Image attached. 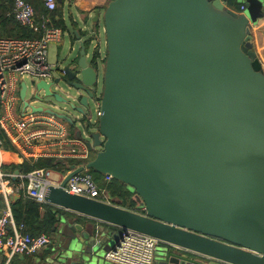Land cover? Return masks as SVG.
I'll list each match as a JSON object with an SVG mask.
<instances>
[{"label": "water", "instance_id": "water-1", "mask_svg": "<svg viewBox=\"0 0 264 264\" xmlns=\"http://www.w3.org/2000/svg\"><path fill=\"white\" fill-rule=\"evenodd\" d=\"M94 16L78 55L68 52L50 81L35 84L48 107L30 103L25 82L20 98L80 137L87 131L94 153L50 185L47 203L117 232L65 226L66 245L45 264H100L127 230L176 247L158 264H264V63L253 42L264 0H246L243 12L228 0H112L103 25L99 9ZM103 33L99 94L101 67L89 47L101 54ZM85 169L125 184L137 210L64 189Z\"/></svg>", "mask_w": 264, "mask_h": 264}, {"label": "built area", "instance_id": "built-area-1", "mask_svg": "<svg viewBox=\"0 0 264 264\" xmlns=\"http://www.w3.org/2000/svg\"><path fill=\"white\" fill-rule=\"evenodd\" d=\"M45 12L38 13L30 0H15L8 15L22 26L33 30L36 37L0 36V128L16 148L32 155L34 159L49 157L54 160H77L80 163H65V171L51 168H35L28 172L4 170L5 155L0 141V192L4 195L7 207L0 216V259L7 251L4 264H12L17 254H36L51 241L43 233L32 235L23 223H16L10 206L11 195L23 192L38 203H47L46 195L50 185H59L72 166H86L92 158V151L86 143L87 131L83 136L72 135L66 121L46 112H33L24 108L20 98L22 82L35 84L40 80L50 81L56 65L49 62V46L61 41L64 30L54 24L52 12L57 9L58 0H42ZM246 8V0H241L238 12ZM26 96V98H27ZM28 99V98H27ZM30 103L34 104L33 101ZM100 115V106L95 110ZM97 120L91 118L90 125ZM91 127V126H90ZM92 128V127H91ZM39 148L37 152L35 149ZM60 171V172H59ZM110 181L112 178L106 176ZM64 189L71 193L87 196L100 201L114 203L108 189L97 182L88 169L73 175ZM162 241L134 230H127L118 244L108 250L104 257L116 264H157V253ZM170 247L176 248L168 244ZM165 249V248H164Z\"/></svg>", "mask_w": 264, "mask_h": 264}, {"label": "crops", "instance_id": "crops-1", "mask_svg": "<svg viewBox=\"0 0 264 264\" xmlns=\"http://www.w3.org/2000/svg\"><path fill=\"white\" fill-rule=\"evenodd\" d=\"M110 1L112 0H58V6L56 12L60 17V20L62 21V25H63L62 29L64 30L63 37L61 41H59L60 43H58V48L62 47V44L64 43L63 39L65 36L67 38V42L65 43L66 45L63 47V49H61L60 51H58L57 49L52 51V56L54 57L56 56L57 61L54 63H51L49 61L51 64L57 65L59 61L62 60L67 55L68 52L71 53L70 58L76 57V55H78L80 49V39H84L83 34L85 33L86 29L97 26V23L92 22V19L95 17L94 10L95 9L100 10L99 23H101L104 9L107 7ZM240 7H241V3H240ZM76 30L79 31L81 38H79L78 35L76 34L75 32ZM253 42L255 44L257 53L259 54L261 60L264 63V17L260 18L257 24H254L253 26ZM101 51L105 55V51L102 50V48ZM68 126L70 133L72 135H77L78 128L73 127L71 125ZM90 126L92 127V125ZM17 149L21 153V155H23L25 158L34 159L32 155H28L24 153L21 150V148H17ZM38 150L39 148H36L35 152H37ZM4 155H5V162L3 168L5 171L16 172L19 170L23 172L20 168L16 169L15 171L9 170V168H7L10 164L18 163L14 153L6 152L4 150ZM70 161L72 160L67 161V160H62L60 158L57 159V163L70 162ZM23 196L27 197L23 192L13 193L10 199V206L14 201L19 200ZM6 207H7V202L4 198V195L0 192V216L4 213ZM75 223L81 224L85 231H89L94 234L97 233L98 235L101 234L102 232H107L110 233L111 235L117 232V227L99 221L97 219H93L74 212H72L71 214L64 213L61 214L59 217V222L56 225V230L53 231L51 234H49L51 241L47 247L43 248L41 251H39L36 254L14 255L12 257L11 263L12 264H45V262L51 256H53L56 250L63 249L64 246L66 245L67 235H63L61 231L66 232L67 229L65 228V226L69 227L70 224H75ZM77 234H80V232L77 231ZM162 252L164 251L162 250L158 251L157 260H156L157 262L159 261L160 256H162ZM105 253L101 257L100 264H116L107 261L104 257ZM189 255L193 256V254L191 253H189ZM6 259H7V251H4L0 259V264H4Z\"/></svg>", "mask_w": 264, "mask_h": 264}, {"label": "trees", "instance_id": "trees-1", "mask_svg": "<svg viewBox=\"0 0 264 264\" xmlns=\"http://www.w3.org/2000/svg\"><path fill=\"white\" fill-rule=\"evenodd\" d=\"M15 0H0V9L2 18L1 22L3 28L5 29L7 25H11V28L7 30V34L4 37H36L38 36L33 30H30L20 23H18L13 16L8 15L10 13ZM38 13L45 12L46 8L43 4L42 0H30ZM229 6L239 10L240 3H236V0H228ZM57 10L52 12V16L54 17V24L58 27L62 28V21ZM3 36V35H0ZM98 54V53H97ZM96 54V55H97ZM97 58V56L95 57ZM0 141H2V147L6 152L14 153L17 164H10L7 168L9 170L15 171L20 168L23 172L31 171L35 168H51L57 169L58 164L57 160H54L49 157H39L38 159H27L18 151V149L14 146L11 140L3 133L0 128ZM71 163L78 164L80 161L72 160ZM59 169V168H58ZM93 170H89L92 174ZM99 177L97 181H99L100 185L103 182H107V189L111 193L113 197V202L117 205H120L124 208L137 210L136 201L134 200V192H132L125 184L117 181L115 179H111L108 181L105 175L98 174ZM102 186V185H101ZM12 212L16 223H23L27 227V231L32 235H40V234H51L56 230V225L59 222V217L61 214L72 212L67 211L65 209L56 207L49 203H38L32 198L21 197L19 200L14 201L11 204Z\"/></svg>", "mask_w": 264, "mask_h": 264}, {"label": "rangeland", "instance_id": "rangeland-1", "mask_svg": "<svg viewBox=\"0 0 264 264\" xmlns=\"http://www.w3.org/2000/svg\"><path fill=\"white\" fill-rule=\"evenodd\" d=\"M2 13H1V9H0V15H1ZM2 18L0 17V35H5V34H7L8 32H7V30L9 29V28H11V25H7L6 26V28L4 29L3 28V25H2V20H1ZM101 25H103L102 24V22H101ZM102 38V39H101ZM99 40H101L102 41V45H101V48H102V50H104L105 52H106V47H105V35H104V33L102 34V37H101ZM63 44H62V47H60V48H58V43H60V42H54V43H51L50 44V46H49V61L51 62V63H54V62H56L57 61V59H56V56L54 57V56H52V51L53 50H55V49H57L58 51H60L61 49H63V47L66 45L65 43L67 42V38H66V36L64 37V39H63ZM97 54V50H95L94 49V47H93V45L91 44L90 45V47H89V58L91 59V58H93L92 56L93 55H96ZM97 56V60H98V62H99V64H100V67H101V76H100V80H99V94L102 92V87H103V84H102V75H103V64H104V58H105V56H104V54L102 53V54H97L96 55ZM26 81L29 83V91H28V96H27V98L28 99H30L31 101H33V103H35L36 105H43L45 108L46 107H48L47 105V103H44V102H42V101H40L39 99H36L35 98V95L32 93V82L30 81V79H26ZM53 90H57V91H59V92H63L62 90H60V89H56L55 87H53ZM64 93V92H63ZM45 93L43 92V91H41L40 92V96H43ZM36 100V101H35ZM93 118L94 119H96L97 120V122L96 123H92V127L93 128H98V116H97V114H96V112L94 111V114H93ZM92 156V158H93V156H94V153L91 155ZM58 168L60 169V168H62V169H60V170H66L65 169V163H63V162H61V163H59L58 164ZM57 168V169H58ZM57 169H52V171H57ZM60 172V171H59ZM98 174H100V173H98V172H95V171H92V176L94 177V179L97 181L98 180V178L97 177H99V175ZM103 175V174H102ZM97 182H99V181H97ZM100 183V182H99ZM101 185L102 186H104V187H106L107 188V182H103V183H101ZM134 197V200H135V195L133 196ZM137 203V202H136ZM162 244H161V249L160 250H164V248H166V247H168V244L167 243H165V242H161ZM168 249H173L172 247H170L169 246V248Z\"/></svg>", "mask_w": 264, "mask_h": 264}]
</instances>
